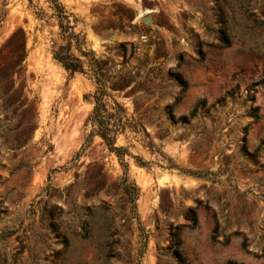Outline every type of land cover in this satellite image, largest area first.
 I'll return each mask as SVG.
<instances>
[{
	"label": "rangeland",
	"instance_id": "1",
	"mask_svg": "<svg viewBox=\"0 0 264 264\" xmlns=\"http://www.w3.org/2000/svg\"><path fill=\"white\" fill-rule=\"evenodd\" d=\"M242 1L59 0L79 49L94 53L107 93L136 123L116 145L139 188L147 239L137 257L120 162L97 135L83 148L96 84L75 37L48 0H0V264H177L176 252L185 264H264V0ZM18 29L25 59L2 80ZM68 43L84 72L52 58ZM199 100L209 109L181 119ZM166 158L207 175L168 169Z\"/></svg>",
	"mask_w": 264,
	"mask_h": 264
},
{
	"label": "trees",
	"instance_id": "2",
	"mask_svg": "<svg viewBox=\"0 0 264 264\" xmlns=\"http://www.w3.org/2000/svg\"><path fill=\"white\" fill-rule=\"evenodd\" d=\"M245 1L246 0L242 1V3ZM27 2L29 5L32 4V0H27ZM48 4H49V8L52 10L51 16L56 18L60 30L63 33H66V37L68 39H71V37L74 36L76 39L77 47L79 49L80 42L78 41V37L72 31L73 25L71 24V21L69 19L71 15L65 11L63 5L59 2V0H48ZM35 13L39 17L43 15V11L40 8L37 9ZM218 20L222 27L221 34L223 35L224 40H227L228 39L227 18L223 8H220L218 11ZM260 25L264 27V11L262 13ZM17 33L21 34L23 41L21 45L19 44L18 46L19 52L14 55L15 63L11 66V68L5 70V72L1 77L2 80L7 76L9 70H12L16 66H20L25 59L26 49H25L24 32L22 29H18L12 35H15ZM79 51L81 55L85 58V61L88 64L89 70L91 71L96 84L94 92L90 95L93 106L90 110L88 117L86 118V124H89L91 128L87 134L86 144L83 146V148L89 144L93 135H97L105 144L107 150L111 153H114L118 158L120 165L122 167V176L119 179V186L127 198V201L130 205V209L132 212V217L136 220L138 224V229L140 231L139 239L141 244L137 248V257H140L146 247L147 234L144 231V229H142L139 226L138 216L135 211V200L138 196L139 188L132 180L129 179L128 163L124 160L125 155L131 156L130 153L128 152L126 147L116 145L117 135L119 133L124 132L126 128L135 129L136 123L133 122L132 118L126 115L125 108L107 93L105 82L101 73L102 69L100 66V62L94 56V53L90 50L83 51L79 49ZM52 58L56 62H58L70 74H73L75 72H84L83 69L84 61L70 52L69 43L63 46L60 45L56 49L52 50ZM253 99H254L253 96L247 95V100L252 102ZM4 104L6 109H10L12 108L14 103L11 99H7ZM204 107L206 109H209L208 106H205V100H199L193 107L192 111L190 112L189 117L181 116L180 118L183 120L191 119L197 116L199 114V111ZM257 111H258L257 107H252V110L249 114L250 117L252 118V122H256L258 119ZM0 128H1V123H0ZM21 138L22 136L20 135L14 137L13 141L15 145H18V141ZM262 144H264V140L262 141ZM147 146L150 148L151 151L157 150L151 142H148ZM134 158H135V163L138 166L148 168V162L143 161L141 158L138 157H134ZM166 162H167L166 168L168 169L174 168L182 173H186L188 175L198 176V177L207 175V173L192 171L189 169H183L181 167H178L176 164H174L171 161L170 158H166ZM189 216H190V226L193 227L196 222L195 215L192 211H190ZM112 243L116 244L115 247L117 246L116 241L110 242V246H112ZM114 256L118 260H121V258L124 255H122L119 251H117V253H115ZM175 257L177 264H185V261L181 253L176 252Z\"/></svg>",
	"mask_w": 264,
	"mask_h": 264
}]
</instances>
